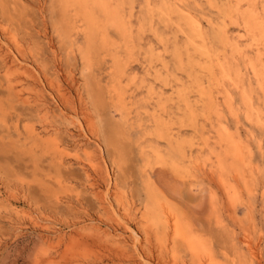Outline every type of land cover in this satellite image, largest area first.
Masks as SVG:
<instances>
[{
    "label": "rangeland",
    "instance_id": "1",
    "mask_svg": "<svg viewBox=\"0 0 264 264\" xmlns=\"http://www.w3.org/2000/svg\"><path fill=\"white\" fill-rule=\"evenodd\" d=\"M106 1L0 0V264H264V0Z\"/></svg>",
    "mask_w": 264,
    "mask_h": 264
},
{
    "label": "bare ground",
    "instance_id": "2",
    "mask_svg": "<svg viewBox=\"0 0 264 264\" xmlns=\"http://www.w3.org/2000/svg\"><path fill=\"white\" fill-rule=\"evenodd\" d=\"M79 0H62V2H64V4L65 5H68V4H75V3H77ZM241 1V0H240ZM250 1V0H249ZM81 2V1H80ZM252 2H253V0H252ZM237 3V2H236ZM247 3V2H246ZM254 3V2H253ZM263 3V2H262ZM63 4V3H62ZM84 4V5H83ZM82 7L84 8V14H85V19H86V21H87V23L89 24V26L91 27L90 28V34H91V32L92 31H94L95 29V25H96V23H97V21H96V17H95V14L93 13L94 12V8L95 7H98L99 9H101V11L105 14V12H106V10H107V8H108V5H107V1L106 0H82ZM246 8V7H245ZM254 9V8H253ZM98 12V11H97ZM100 12V11H99ZM241 12V11H240ZM180 13H182L181 11H180ZM224 13V12H223ZM239 13V12H238ZM238 13H235L236 15L238 14ZM115 14V13H114ZM184 14V13H183ZM109 15V14H108ZM161 15V14H160ZM185 15V14H184ZM257 12L256 11H254V10H252L251 12H249L248 14H247V16H246V13H245V16L247 17V19H248V23H249V27L250 28H254V26L256 25V21H258L257 20ZM106 16V15H105ZM186 16V15H185ZM230 16V15H229ZM245 16H244V22H245V24L247 23L246 21H245ZM187 17V16H186ZM224 17V16H223ZM259 17H260V15H259ZM106 18H107V16H106ZM191 18V17H190ZM103 19H104V17H103ZM108 19V18H107ZM243 19H242V21H243ZM189 20H191V19H189ZM105 21V20H104ZM226 21V20H225ZM194 22H197V21H194ZM259 22V21H258ZM196 24V23H195ZM194 24V25H195ZM223 24H224V22H223ZM226 24V23H225ZM244 24V25H245ZM198 25V24H197ZM243 25V26H244ZM259 25V24H258ZM97 27V26H96ZM256 28H257V25H256ZM97 29V28H96ZM222 31V30H221ZM220 31V32H221ZM247 31V30H246ZM248 32V31H247ZM250 32H252V31H250ZM257 32V31H256ZM95 34V33H94ZM263 34V33H262ZM250 35H251V33H250ZM264 35V34H263ZM222 36V35H221ZM261 36V35H260ZM255 37V36H254ZM221 38V37H220ZM223 38V37H222ZM263 39H264V37H262ZM92 39V38H91ZM193 39V38H192ZM228 39V38H227ZM261 39V38H260ZM259 39V40H260ZM263 39H261V41L263 40ZM223 40H225V39H223ZM221 41V40H220ZM192 42V41H191ZM197 42V41H196ZM7 43V42H6ZM195 43V42H194ZM229 43V42H228ZM213 48V47H212ZM255 48H256V46H255ZM216 49V48H215ZM230 49H231V47H230ZM211 51V50H210ZM260 51V50H259ZM200 52H201V49H200ZM206 52V51H205ZM232 52V51H231ZM204 54V53H203ZM206 54L207 55H209L207 52H206ZM232 54V53H231ZM17 55V54H16ZM205 55V54H204ZM216 57V56H215ZM209 58V57H208ZM94 60V59H93ZM192 61V60H191ZM187 62V61H186ZM207 63H209V62H207ZM206 65V64H205ZM198 66V65H197ZM162 68V67H161ZM205 68V67H204ZM166 69V68H165ZM213 69V68H212ZM222 69V68H221ZM262 71V70H261ZM264 72V71H263ZM212 75V74H211ZM260 75V74H259ZM42 78V77H41ZM187 78V77H186ZM172 83V82H171ZM208 87H210V86H208ZM153 88V87H152ZM153 90V89H152ZM150 91H151V89H150ZM180 91V90H179ZM161 93V92H160ZM163 93V92H162ZM54 95V94H53ZM161 96H163V95H161ZM55 97V96H54ZM160 98V97H159ZM71 115V114H70ZM171 116V115H170ZM79 119V118H78ZM77 120V119H76ZM79 125V124H78ZM80 125H82V124H80ZM85 126V125H84ZM81 129V128H80ZM178 137V136H177ZM180 140V139H179ZM99 145V144H98ZM237 155V154H236ZM160 160V159H159ZM173 164V163H172ZM107 169V168H106ZM110 181V180H109ZM248 185V184H247ZM108 188V187H107ZM110 191V190H109ZM112 194V193H111ZM104 195V194H103ZM110 195V194H109ZM108 195V196H109ZM107 196V197H108ZM106 198V197H105ZM109 199V197L107 198V200ZM111 199H109V201H110ZM109 201H108V203H109ZM110 206H112L111 204H110ZM118 211V210H117ZM122 214V213H121ZM117 216V215H116ZM119 217V216H118ZM126 218V217H125ZM176 223H178V221H176ZM179 224V223H178ZM177 224V225H178ZM177 228V232L179 233V232H181V231H179L180 229H179V226H177L176 227ZM183 232V231H182ZM185 233V232H184ZM138 235V234H137ZM180 235H182V233L180 234ZM186 235V234H185ZM140 237V236H139ZM138 237V238H139ZM182 238H183V236H182ZM188 239V238H187ZM84 241V240H83ZM249 241H250V239H249ZM250 243V242H249ZM137 244V243H136ZM250 245V244H249ZM192 246V245H191ZM136 247V246H135ZM139 247V246H138ZM137 249V248H136ZM139 251V250H138ZM142 254V253H141ZM143 255V254H142ZM142 258V257H141ZM146 260V259H145ZM151 263V262H150ZM147 264V263H146Z\"/></svg>",
    "mask_w": 264,
    "mask_h": 264
}]
</instances>
